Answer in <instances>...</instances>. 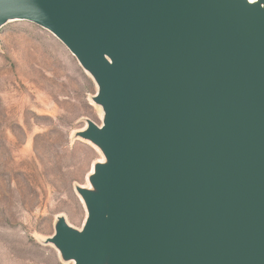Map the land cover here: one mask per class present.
<instances>
[{
	"label": "water",
	"instance_id": "water-1",
	"mask_svg": "<svg viewBox=\"0 0 264 264\" xmlns=\"http://www.w3.org/2000/svg\"><path fill=\"white\" fill-rule=\"evenodd\" d=\"M264 5V0H260ZM94 76L86 133L107 158L82 192L75 264H264V7L246 0H0Z\"/></svg>",
	"mask_w": 264,
	"mask_h": 264
},
{
	"label": "rangeland",
	"instance_id": "rangeland-1",
	"mask_svg": "<svg viewBox=\"0 0 264 264\" xmlns=\"http://www.w3.org/2000/svg\"><path fill=\"white\" fill-rule=\"evenodd\" d=\"M94 76L46 29L0 27V264H75L50 242L61 223L81 233L82 192L103 149L86 136L105 111Z\"/></svg>",
	"mask_w": 264,
	"mask_h": 264
},
{
	"label": "bare ground",
	"instance_id": "bare-ground-1",
	"mask_svg": "<svg viewBox=\"0 0 264 264\" xmlns=\"http://www.w3.org/2000/svg\"><path fill=\"white\" fill-rule=\"evenodd\" d=\"M249 4L251 5H258L260 6L261 8L264 7V5L261 3L260 0H246ZM52 34V33H51ZM53 35V34H52ZM72 54V53H71ZM73 55V54H72Z\"/></svg>",
	"mask_w": 264,
	"mask_h": 264
}]
</instances>
